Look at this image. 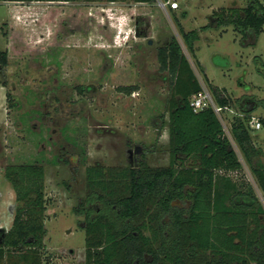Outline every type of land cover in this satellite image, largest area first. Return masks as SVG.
<instances>
[{
    "label": "rangeland",
    "instance_id": "obj_1",
    "mask_svg": "<svg viewBox=\"0 0 264 264\" xmlns=\"http://www.w3.org/2000/svg\"><path fill=\"white\" fill-rule=\"evenodd\" d=\"M247 2L0 3V53H6L5 77H0V226L15 213V193L4 169L42 166L46 230L42 264H84L85 219L73 208L85 196V167L98 162L104 169L126 168L130 145L147 150L144 156L151 168L169 164V79L159 71L157 50L170 37L180 44L202 90L209 93L207 77L231 98V107L218 117L243 169L228 177L235 184H248L264 209L263 195L230 133L235 118L249 115L262 120L261 128L249 133L264 160V75L254 62L256 57L264 60V31L248 47L240 45L241 36L232 27L201 31L214 11L232 3L244 8ZM179 26L185 33L198 31L194 55L186 49ZM89 85L97 93H76ZM133 86L136 90L130 95L120 90ZM53 94H60L57 98L64 107L71 104L75 110L71 118L40 119L41 98L47 101ZM80 152L78 162H56L57 155L77 158ZM173 206L182 204L176 201ZM162 222L167 230L169 217Z\"/></svg>",
    "mask_w": 264,
    "mask_h": 264
},
{
    "label": "trees",
    "instance_id": "obj_2",
    "mask_svg": "<svg viewBox=\"0 0 264 264\" xmlns=\"http://www.w3.org/2000/svg\"><path fill=\"white\" fill-rule=\"evenodd\" d=\"M78 1L103 0L0 3ZM227 27L241 36L242 47L254 46L264 31L263 3L248 0L244 8L232 3L227 9L214 11L201 31ZM179 34L194 55L198 31L185 33L179 26ZM157 61L159 71L167 73L169 79V164L151 168L141 158L136 166L122 169L86 167V193L73 208L85 219L81 227L85 233L84 264H264V209L248 184H235L228 177L240 173L243 166L219 117L211 108L193 112L190 100L202 87L175 37L158 48ZM254 62L264 75V60L256 57ZM5 64L6 53H0V65ZM198 66L204 74L203 67ZM206 83L216 105L230 108L232 100L226 91L207 79ZM120 90L130 95L136 87ZM249 119V115L235 118L230 133L264 198V160L262 150L253 144ZM4 177L15 193V213L9 230L0 232V264H42L40 250L46 236L44 168L8 166ZM176 201L182 207L173 206ZM164 216L170 220L167 230L162 222Z\"/></svg>",
    "mask_w": 264,
    "mask_h": 264
},
{
    "label": "flooded vegetation",
    "instance_id": "obj_3",
    "mask_svg": "<svg viewBox=\"0 0 264 264\" xmlns=\"http://www.w3.org/2000/svg\"><path fill=\"white\" fill-rule=\"evenodd\" d=\"M139 24H141V23L137 21L136 22V26H139ZM4 68H5V66H1V68H0V77L1 78L5 77V74L3 72ZM4 82H5V80L2 81L3 86H5ZM79 89H81V92H79ZM79 89L76 90V93L80 94V95H83V94L91 95V94L97 93V91L95 89H93V87L90 86V85L81 87ZM70 93H71L70 91L66 92V94L68 96H69ZM59 95L60 94H57V96H55L53 94V95H51L49 97V99L47 101H44V99L41 98V101H40L41 102V106H42V108H44L43 111L41 112V115H42V116H40L41 120H44L45 118H53V119L55 118V119H59V120H67V119L72 117V114L75 112V110H72V107H71L70 103L67 104L66 107H64L62 105L61 100H59L57 98ZM56 124L57 123L55 121H53V126H55ZM31 128H32V130H36L37 129L35 124H31ZM54 133H55L54 131L51 132L52 135ZM51 139H52V137L49 138V141H51ZM146 152H147V150H145L144 148H141L139 146H135V145L127 146V148H126V154H127L126 160H127L128 164H129V167L136 166L138 161L141 160V158H143L146 161L145 156H144V154ZM77 155H78L77 158H69L68 157V159H66L65 155H62V156L57 155L58 157L56 158V162L59 163V164H64L66 160H67L68 163H72L73 161L78 162V161L82 160L81 152L78 153ZM89 166H98V167L104 168L103 165L101 163H98V162H95V163H93V164H91ZM89 166H87V167H89ZM85 169H86V167H85ZM72 172L73 173L71 175H74L75 169L72 170ZM84 177H85V173H84ZM67 186H71V184L68 182ZM85 193H86V189H85Z\"/></svg>",
    "mask_w": 264,
    "mask_h": 264
},
{
    "label": "built area",
    "instance_id": "obj_4",
    "mask_svg": "<svg viewBox=\"0 0 264 264\" xmlns=\"http://www.w3.org/2000/svg\"><path fill=\"white\" fill-rule=\"evenodd\" d=\"M171 6L177 8V5L175 3H172ZM190 106L192 107L193 112L195 113L204 108H211L217 116H219L224 110H227L218 107L212 99L211 95L205 90H202L197 95H194L191 98ZM248 126L251 130H259L261 128V123L259 120L255 119L254 117H251L249 119Z\"/></svg>",
    "mask_w": 264,
    "mask_h": 264
},
{
    "label": "crops",
    "instance_id": "obj_5",
    "mask_svg": "<svg viewBox=\"0 0 264 264\" xmlns=\"http://www.w3.org/2000/svg\"><path fill=\"white\" fill-rule=\"evenodd\" d=\"M205 74V73H204ZM206 79H207V77H206ZM210 83V82H209ZM9 204V207H11V205H12V203H8ZM11 213H10V218L6 221V222H4L3 224H2V226H0V230H5V231H8L9 230V228H10V225L12 224V219H13V217L11 218Z\"/></svg>",
    "mask_w": 264,
    "mask_h": 264
},
{
    "label": "water",
    "instance_id": "obj_6",
    "mask_svg": "<svg viewBox=\"0 0 264 264\" xmlns=\"http://www.w3.org/2000/svg\"><path fill=\"white\" fill-rule=\"evenodd\" d=\"M150 43H151V42L149 41L148 44H150ZM2 231H3V230H0V232H2ZM70 253H72V252H70Z\"/></svg>",
    "mask_w": 264,
    "mask_h": 264
}]
</instances>
